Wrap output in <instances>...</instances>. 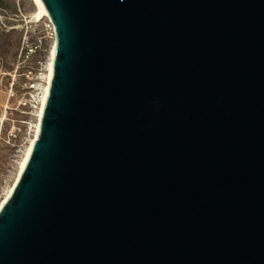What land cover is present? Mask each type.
Masks as SVG:
<instances>
[{
  "label": "water",
  "instance_id": "water-1",
  "mask_svg": "<svg viewBox=\"0 0 264 264\" xmlns=\"http://www.w3.org/2000/svg\"><path fill=\"white\" fill-rule=\"evenodd\" d=\"M38 137L0 264H264V0H42Z\"/></svg>",
  "mask_w": 264,
  "mask_h": 264
},
{
  "label": "rangeland",
  "instance_id": "rangeland-1",
  "mask_svg": "<svg viewBox=\"0 0 264 264\" xmlns=\"http://www.w3.org/2000/svg\"><path fill=\"white\" fill-rule=\"evenodd\" d=\"M32 0H0V200L13 183L24 150L33 135V108L21 74L44 72L50 39L45 16L33 17ZM31 47L22 60L21 48ZM34 122V123H33Z\"/></svg>",
  "mask_w": 264,
  "mask_h": 264
},
{
  "label": "bare ground",
  "instance_id": "bare-ground-1",
  "mask_svg": "<svg viewBox=\"0 0 264 264\" xmlns=\"http://www.w3.org/2000/svg\"><path fill=\"white\" fill-rule=\"evenodd\" d=\"M34 3V6L36 8V12L34 14L33 17L38 18L39 16H45V20L49 21L50 16L49 13L46 9V6L44 4V2L42 0H32ZM54 48H55V40L51 42L49 51H48V57H47V61H46V66H45V70L44 72H41V76L44 79V83L41 86V95L39 98V102H38V106L37 108L34 110L33 115H35V123H34V130H33V135L29 140V143L27 144L24 153L22 155V158L20 159L19 165H18V169L16 172V176L13 180V183L8 187L4 197L0 200V208L3 205V203L7 200L8 196L10 195V193L13 190V187L16 183V181L18 180L20 173L26 163V160L32 150V147L38 137V132H39V124H40V120H41V116H42V109H43V105L45 103V100L47 98V94H48V90H49V80L51 77V73H52V60H53V55H54Z\"/></svg>",
  "mask_w": 264,
  "mask_h": 264
},
{
  "label": "built area",
  "instance_id": "built-area-1",
  "mask_svg": "<svg viewBox=\"0 0 264 264\" xmlns=\"http://www.w3.org/2000/svg\"><path fill=\"white\" fill-rule=\"evenodd\" d=\"M45 33L46 36L50 39V42L55 40V26L50 19L45 23ZM30 50L31 47L29 46L28 47L25 46L24 48L23 47L21 48L20 57L22 58V60H25L30 55L29 53ZM21 74L24 76L25 79L20 87L26 90L27 95L29 96V100L31 102V107L33 108V112H34V110L38 106L39 98L41 95V86L44 83V79L41 76V72L35 74L34 71H32V69H26L22 71Z\"/></svg>",
  "mask_w": 264,
  "mask_h": 264
}]
</instances>
